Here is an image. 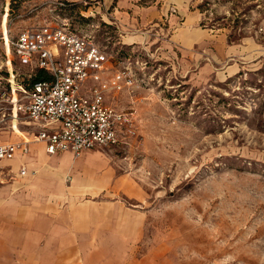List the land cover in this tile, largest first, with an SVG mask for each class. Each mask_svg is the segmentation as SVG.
Masks as SVG:
<instances>
[{
	"label": "rangeland",
	"instance_id": "rangeland-1",
	"mask_svg": "<svg viewBox=\"0 0 264 264\" xmlns=\"http://www.w3.org/2000/svg\"><path fill=\"white\" fill-rule=\"evenodd\" d=\"M66 19L115 67L134 46L145 57L141 44L153 59L134 66V87L104 94L137 125L129 144L100 148L108 167L60 198L21 200L22 222L60 217L75 249L50 243L32 263L60 248L61 264H264V0H0L3 73V34ZM117 28L145 30L129 43ZM15 173L2 166L0 185Z\"/></svg>",
	"mask_w": 264,
	"mask_h": 264
},
{
	"label": "built area",
	"instance_id": "built-area-1",
	"mask_svg": "<svg viewBox=\"0 0 264 264\" xmlns=\"http://www.w3.org/2000/svg\"><path fill=\"white\" fill-rule=\"evenodd\" d=\"M8 34V40L2 36L8 72L0 66V132L32 123L49 154L72 151L76 156L99 146L129 144L137 135L136 109L112 107L104 94L137 84L134 66L144 70L153 59L146 49L145 57L132 50L115 67L108 51L92 35L72 29L67 19ZM13 62L28 71L18 72ZM20 149H26L22 141L0 143V159L13 158Z\"/></svg>",
	"mask_w": 264,
	"mask_h": 264
},
{
	"label": "crops",
	"instance_id": "crops-1",
	"mask_svg": "<svg viewBox=\"0 0 264 264\" xmlns=\"http://www.w3.org/2000/svg\"><path fill=\"white\" fill-rule=\"evenodd\" d=\"M122 15L125 16V14ZM182 28L195 27L186 21ZM117 29L122 33H129L124 35L129 43L141 41L143 36L139 32L145 30V28ZM136 47L134 46L133 49L137 50ZM138 49H146L151 53L147 50V46L142 44ZM20 128L25 136H21L17 129L6 131L5 134L0 132L2 136L0 143L22 141L26 144V149H20L13 158L0 159V168L10 165L16 171L12 183L0 185V264H34L33 256L37 255L41 256L43 263H47L49 259L46 255L49 254L46 252H50V243H58L56 244L58 247L62 244L64 252L62 256H71L75 249L71 247L70 236L61 239L60 217L44 219L34 215L28 219L27 223H24L20 213L21 200L31 199L36 204L40 192L45 191L51 193L52 197L60 198V194L80 186V183L85 182L89 175L101 173L109 164V159L100 150L105 147L84 150L79 156L72 151L49 154L45 142L35 138L36 127L32 123L22 124ZM23 170H25L24 173H22ZM45 225H51V231H46ZM53 250L58 251L54 254L58 260L53 259V264H61L60 248ZM21 256L25 258L19 262Z\"/></svg>",
	"mask_w": 264,
	"mask_h": 264
},
{
	"label": "bare ground",
	"instance_id": "bare-ground-1",
	"mask_svg": "<svg viewBox=\"0 0 264 264\" xmlns=\"http://www.w3.org/2000/svg\"><path fill=\"white\" fill-rule=\"evenodd\" d=\"M8 39H9V34L7 35Z\"/></svg>",
	"mask_w": 264,
	"mask_h": 264
}]
</instances>
